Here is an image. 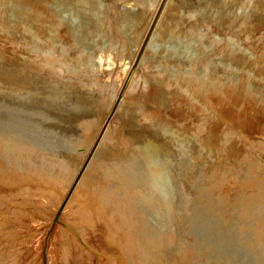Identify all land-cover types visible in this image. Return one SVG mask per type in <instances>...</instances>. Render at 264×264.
<instances>
[{"label": "rangeland", "instance_id": "rangeland-1", "mask_svg": "<svg viewBox=\"0 0 264 264\" xmlns=\"http://www.w3.org/2000/svg\"><path fill=\"white\" fill-rule=\"evenodd\" d=\"M42 1L43 0H40L41 3ZM247 1L248 3H246ZM30 2L31 0H0V50L2 51V52L0 51V53L2 54L4 50H7L4 51L3 54L5 55H3V57L0 55V131H2L1 133L2 134L4 133L11 137H17L16 134L19 130L21 129L24 131L26 130L28 134L27 138L33 145L40 147L41 148L40 150H42V152L49 153L57 158H60L64 162L65 166L61 171L62 176H60L59 178L61 180L60 182L62 183L68 180L70 175L73 173V170L76 167L77 161L79 159L76 172L74 173L72 179L73 182L71 185V189H73L83 169L87 168L88 161H90L89 159L91 158L92 153L94 152L97 144L99 143V140L102 137L103 132L106 130V127L109 125L110 121L120 120L116 113L120 105L124 103V102L121 103L122 98L124 96H127L131 99H134L135 97L142 95V100L144 101L143 104L148 108L149 111L151 112L157 111V115L159 116L158 119H164L170 117L171 123L169 122L167 123V125H165L163 123H158L155 121L151 123L153 127L150 124H142V123L139 124L136 115L138 116L140 113L137 110L135 111L134 108L129 107L128 110H126L127 113H124L125 114L124 122H126V124L123 122L124 124V126H122L123 128L120 127L122 131L124 129V131L130 133L132 132L134 134L133 137H136V139L133 138L135 139L134 140L135 142L133 141V145L136 143L138 146V147L136 146L138 148L137 150L135 148H133L134 149L133 150L131 148L132 146H129L130 149L133 151L131 152L130 149L127 148L129 152L127 151L126 156L122 155L124 159L128 158V160H124L125 165L127 164V166L128 165L131 166V170H129L130 173H128L129 175L127 176L125 175L124 177L122 174L120 175L116 174L113 170H111L113 164L110 165V163L112 162L110 159L106 158L107 160H109L108 162L107 160L102 161V159L97 158L94 162L96 164L94 170L91 171V174L92 172L94 174L93 175L94 179L93 178L92 179L95 180L98 178V180L102 182L103 188L104 186H106V188L109 187L108 189L104 188L105 190L103 189V191L106 190L109 191L111 188V192H113L114 191L112 190L114 189L113 187H116L115 188L116 194L115 191L114 194L117 197H120L122 193L125 194L126 190L130 188V186L133 188V192L137 191L138 194L137 198L134 200V202L129 203L128 205L132 210H134L136 213H138V215H140L144 220H146L151 226H153V228L157 232L160 231L159 234L163 236V238L161 235L159 236L161 237L162 240V242L160 243H162V246L164 245V250H163L164 252L162 251V255L164 253L163 257L166 258L167 256L168 260L164 259V261L165 260L166 262L169 261L168 262L169 264L171 263L170 261L171 256L173 257L174 255L175 256L173 259L174 262L177 264H186V263L208 264L210 261H214V257L216 261L210 262V264L211 263L218 264L221 256H222L221 259L226 258V260L223 259L222 261L220 259L219 264H222L223 262H224L223 264H227L228 262H229L228 264H232V263L233 264H264V252L259 245V240L257 239L258 233L257 235L256 233L254 234L255 231L253 229L255 227V224L257 225V223H259L256 222V220L258 221V217L252 218V220H254L253 223L251 220L252 226L246 224L247 227L246 228L244 226L245 225L244 222L246 221V219L243 216H240L242 211V208L240 207H242V201H243L240 199V198L243 199V195L241 194L243 193L242 190L246 191L247 194H250V192H258L264 189L260 187L261 185L263 186V184L258 185L257 177L252 176L253 174H251V171H249L251 170V168L257 167L261 169L260 166L264 167L262 165L264 164V146H261L262 143L264 142V64H263L264 37L263 39L261 38V36H263L264 33L263 32L264 22L261 21L264 20L261 19V17H263L261 15L263 14L257 11L258 9L262 10L263 8V13H264V1H260V0H230V1L228 0H209V1L208 0H91V5L93 6L95 4L92 7V9L96 8V10H92V12L89 13L83 12L78 7L67 5L65 10L61 11L63 13V18L70 20L71 23L73 24L84 25L86 26V28L89 26V24H91L88 23L87 21L88 19H91V17H97L98 15L100 16V14H103L104 16H107V18L108 17L111 18L108 20L107 18L104 17L107 23L103 19L102 21L100 20L97 21L96 19L93 20L94 23L91 24V28L88 27L89 29H91V31L89 32L92 35L90 36V34L89 35L85 34L84 37L88 36L89 39L88 38H85L86 40L79 39L81 45L79 46V49L83 50L82 44H85L87 42L89 44L86 52H83L85 50L82 51L83 54L86 53L89 56H93V53L96 52L95 56H97L101 52L105 53L106 50L109 51L108 47L112 45L114 41L117 40L118 42H122V44H119L116 41L114 42L115 44L112 45L115 48V50L116 48H119V50L117 49V52L121 50L119 52L120 55L118 53H114L112 54L111 57H105L101 62L103 66L102 69L103 71L99 72L98 76H100L99 78L100 79L102 78V80L104 81L103 83L104 87L103 84L99 82L101 83L99 87H101V89L103 90L97 87L99 83L96 84L97 86L94 85L96 87L90 86L89 83L90 81L89 80H88L89 82L87 81V78L89 77L88 74L86 76L85 75L83 76V78L85 79L83 78L80 79L81 77L80 78L76 77L78 72L81 71V69L86 66V64L81 60L85 54L79 56L80 53H76L78 55H75L76 56L75 60L70 62L73 53L71 50H69L68 53L62 55L63 49H61V47L63 45L61 44L59 48L56 49L57 51H55L56 55L57 54L58 55L56 58L55 57L53 58L55 59V61L51 63L52 66L50 64L49 66L50 69H48V67L46 69L41 66L39 67V63L37 62L35 63V61H33L34 65L33 62L31 63L32 64L31 67H27V69H20V66H22L28 60L26 59L27 53L33 55L35 52H37V51H32L29 48L25 49V47H29L31 43L26 33H23L25 32L24 28L27 27L28 25L33 27L34 26L39 27L42 21L41 19L42 17L40 15L41 8L31 9L33 11H31V15L28 16L27 13H25L26 11L28 12V10L30 12ZM169 2L171 5L169 4ZM31 3L35 5L39 3V0H34ZM207 4L213 6L212 7L209 6L208 8ZM148 6L150 7L148 8ZM205 7H207L208 9H204ZM156 8L157 9L160 8L159 10L161 11H163L164 9V12L162 14L163 16L161 17V21L162 22L163 20L169 21L172 23L173 27L171 26V30L166 32L165 34L156 33L154 39L150 43L151 40L150 37L153 35L154 27L151 29L149 28L148 31H147V27L150 21L153 19V12ZM210 8L212 9L211 12L214 13V15H212V13H209ZM165 12H167V14ZM184 12L185 14H182ZM227 12L229 15H231L232 12L233 16H227V17L225 16L226 17L225 19L224 15L225 13L226 15H228ZM256 12L258 15L260 13V15L254 16L257 15L254 14ZM211 15L212 17H210ZM119 16L120 18L125 17L126 25H128L127 22H129L131 19H134L133 17H136L135 20H131L133 21L132 29L131 28L128 29V32L124 31L125 34L124 33L122 34L123 31L120 32L122 28H120ZM129 16H131L132 18H130ZM206 16L208 18H206ZM163 17H165L166 19ZM178 17H180L179 19H181L180 22ZM195 17L197 20L195 19ZM213 17L215 20L211 19ZM215 17L218 19H216ZM234 17H236L235 18L236 20L233 19ZM200 18H202V20ZM219 18H223V19H220L219 21ZM241 19L243 21L244 20L247 21L244 22V24L246 23L247 26L244 27L242 23L243 21ZM252 19H255L257 22ZM260 19L261 21H259ZM203 20L206 21V23L207 22L215 23V21L217 20L220 24L218 26L217 21L213 25L212 23L206 24ZM221 20H226V22ZM176 21H178L179 24ZM229 21L233 23V25L231 23L228 24L227 22ZM248 21L250 22L252 21V22L250 23ZM174 22L177 24H175ZM221 22H224L222 23L223 25H221ZM96 23H97L96 26L98 27L95 26ZM100 23L102 24L103 28L101 27ZM193 23L194 25H192ZM235 23L237 26H239L242 23L240 26H243V28L235 26ZM208 24L209 25L211 24V26H209ZM224 24L225 27H223ZM230 25H232L233 27L231 26L230 28L229 27ZM19 26L24 28L20 29L21 27ZM117 26H119L118 28L120 29H118ZM174 26H176L175 29ZM196 26H198V28ZM203 26L205 28L208 27V29L207 28L205 29ZM248 26H253V28L252 27L250 28ZM261 26L263 27L261 28ZM95 27L96 29H94ZM186 27H188L189 30H187L188 28L186 29ZM210 27H212L213 30ZM235 27L239 28V29L236 28L237 30H239V31L236 30L237 33L235 32ZM246 27L249 29H247ZM140 28H142L141 33L139 31ZM191 28L193 29L192 33L190 30ZM196 28L197 31H194L196 30ZM229 28L231 29V31ZM245 28L249 34L247 32L245 33L246 31ZM18 29L20 31H17ZM97 29L100 30L97 31ZM111 29L113 30L111 31ZM250 29H252L251 31L254 34L251 33ZM255 29L258 31H255ZM102 30L103 32H101ZM114 30L116 32H114ZM129 30L132 31L129 32ZM198 30L199 31L201 30L202 32L201 31L199 32ZM206 30L207 33H205ZM214 30L215 32H213ZM242 31H244L245 34H243ZM188 32H190L191 34ZM238 32L239 33L241 32L243 34L242 36L244 35L246 36L242 38L241 34H239ZM106 33L107 35L104 36V34ZM121 34L124 38L120 37ZM139 34L140 36L138 39L137 36ZM112 35L113 37L111 39ZM115 35L118 38L119 37L120 38L118 39ZM251 35L252 36L256 35L257 37L256 36L252 37ZM19 36L23 38L21 39V37L19 38ZM208 36L212 38L209 39ZM213 36H217L219 38L221 43L224 46H226V47L223 46L222 49L226 48V50L225 49L222 50L220 47H217V43L215 41H217L218 39L213 38ZM248 36L250 37L246 40L247 42L245 41L246 43V49H245L243 39L245 37L247 38ZM24 37L26 40L24 39ZM238 38L239 39L242 38L240 39L241 42H239ZM100 39H102L101 40L102 43L105 42L106 43L103 46V48L99 49L98 46H96L97 48L95 49L94 46L98 44L97 42ZM226 39L227 40L229 39L230 41L229 40L227 41ZM17 40H19L20 43L24 46H21V44L19 45V41ZM107 40L110 41L109 42L110 44L107 42ZM225 41L226 43H223ZM23 42L26 44H24ZM231 42L234 45V47L233 45H231ZM174 43L176 45H174ZM236 43H238L239 46H241V44L242 46L243 45L244 46L238 48V45ZM120 45L122 49L120 48ZM2 46L4 50L1 49ZM247 46L250 49H248ZM9 47H11V49H9ZM21 47L24 48L22 49ZM232 47L233 48L236 47L235 49L238 53L241 52L240 48H242L241 49L242 52L238 55H233V57H231L228 54V52L234 50L231 49ZM145 48H147V51H145ZM14 50L16 51L14 52ZM20 50L22 51L26 50V53ZM27 50H29V52ZM18 51H20V53H18ZM138 53L140 55L137 57ZM144 54L147 55L145 56V59H143V62H145V64H143L141 60V57H143ZM7 55L10 57L12 56L13 58L12 57L9 58ZM15 57H17L16 58L17 60L15 59ZM59 57L61 59H59ZM258 61H260L261 63L260 62L258 63ZM246 62L248 64H245ZM250 62L253 63L250 64ZM63 63H65V65ZM63 65L66 66V68H63ZM15 67L17 70L13 69ZM34 67H36V69ZM51 67L53 68L51 69ZM69 67L70 70H68ZM157 67H159L163 71L159 75L160 78L158 80L157 79L154 80L151 77V74ZM206 68H208V70ZM37 69L41 71H38ZM66 69L68 70V74L66 72ZM47 70H50V72L53 71L54 74L52 73L53 74L52 75L50 73L51 75L49 76V72ZM181 71L183 73H186V77H181L182 74L180 75L179 73ZM205 71H207L208 73ZM170 73H173L175 74V76H177L176 80L177 82L180 83L179 84L180 90H178L177 87L176 89L174 87L167 89L168 96L164 97L160 93L161 92L160 82H162L163 79H166ZM7 78H11V79L15 78L24 81L25 83L23 88L13 90L10 89L9 87H4L2 85V80H5ZM77 78H79L82 81H80ZM84 82L89 84L88 85L86 84L87 85L86 86ZM150 82L155 85L156 88L155 90H148L145 88L146 86L144 87L145 84H149ZM201 82H208L207 89L201 90V86H200ZM235 83H237V85ZM88 86H90V88ZM241 86L247 88V93L243 92V90L239 92ZM227 89H230V91ZM218 90H219L218 93L220 95V98H222L221 102L214 101L212 100V98L208 97L210 93H213L214 91H218ZM227 94L229 96H226ZM243 95L245 96V98L243 97ZM233 96L235 100L232 101ZM241 97H243L242 100ZM106 100L110 101L109 106H107V103L109 101L107 102ZM225 100L227 101L226 102L227 105H225ZM239 101L242 102V104ZM136 103L137 102L134 101L132 105L138 107V104ZM129 104L130 103L127 102V105L125 106L127 107ZM233 105L235 107L233 108V112L235 111L238 112L239 110V112L241 113L242 111H244L243 113L238 114L239 115L238 118L236 117L237 122L239 121V118H241L240 116L247 115L244 116L245 118L247 117V120L246 119L243 120L244 118L242 116L243 119L241 118L242 120L238 122L244 125L243 128L237 127L233 123V121L229 118V116L226 114L227 112L224 107L227 106L229 108L226 107V109H232ZM244 106L245 109L247 108L251 112L248 111L247 109L245 110ZM30 108L32 109V111H30L31 110ZM251 114L253 118L255 117L256 114L257 116L259 114L258 117L257 116L255 117L256 120L253 119L255 122H253V120L250 119ZM102 115H104V118L101 120L98 128L94 133V129L96 128V123L98 122V120ZM126 115H128L127 116L128 118L126 117ZM35 116L37 120L34 119ZM138 117H140V115ZM259 118L260 120H262L261 121L262 123L258 122L260 121ZM86 119L91 120L92 123H90L89 126L85 125L84 126L85 128L81 127L82 121L84 122V120ZM232 119L235 118L233 117ZM92 120L95 121L93 122ZM185 120L190 121V125L188 127L181 124V122H184ZM260 123L261 125H259ZM249 124L252 127L248 126ZM154 125H155V129H150V128H154ZM130 126H132L131 127L132 131L129 128ZM218 130L227 133L228 136H231L232 134V138H229L228 140L232 142L236 151L240 152L239 156L241 157L242 155L246 156L245 152H249V154L253 156V159L254 157H256L257 160L255 159L254 160L255 163L258 161V163H256L257 165H255V163H253L254 160L250 158L249 159L253 161L251 162L248 161L249 160L248 158L244 160L242 159V161L240 159H238V161L237 159L235 161L234 159H231L232 156L229 146L220 147V140L217 132ZM172 134H174V136ZM91 136L93 138L91 139V141H89ZM21 138L25 139L26 137L21 136ZM146 142L151 143L155 148L153 147L151 148L147 146ZM146 148H148V150ZM141 149L143 150V152ZM138 150H140L139 151L140 154H138ZM131 153L134 155V157ZM20 159H21L20 157H17V160ZM98 161H101L102 163ZM236 161L238 164L236 163ZM240 161L242 164L240 163ZM141 162L144 164L142 165ZM233 162H235L237 165H235ZM248 163L253 164V167L251 164L249 165ZM23 164L27 166L28 162L24 161L22 165ZM230 164H232V166ZM246 164H247V168H246ZM136 166H138L137 167L138 169L140 168L141 169L137 171L135 169ZM248 166L250 169L248 168ZM22 167L24 166L17 167L18 173L26 170L25 168L22 169ZM96 168L97 170L99 168L100 170L99 172H101L100 174L99 172H96L97 171ZM149 168L151 172L148 171ZM101 170H103V172ZM261 170L263 171L264 168ZM133 171L134 172L137 171V172L134 173ZM208 171L210 172L208 173ZM214 171L216 172L214 173ZM226 172L234 173L236 178L239 179L238 183L233 188V190H235L234 192H237L239 190L238 193L241 196L238 193L232 192L234 193L233 196H236L237 198L234 197L235 200H233L234 198L232 199L233 200L232 202L234 201L235 202L232 203L231 205H233L234 207L236 205H240L238 206L240 209L237 206L236 207L238 209L236 207L234 208L235 211L232 206H230L231 211L229 209L226 211V208L222 206L223 204L220 202V200L217 202L218 200L217 198L219 197V190L220 192H222L223 188L225 189L227 185L224 184L225 186L219 185L217 187L213 185L214 186L213 187L210 184L213 179L220 177V175H222L221 177L223 178L224 176L226 177L227 175H229L228 173L226 175ZM106 173L108 175L110 173L111 174L108 176L106 175ZM213 173L215 174V176L213 175ZM218 173H220V175ZM31 175L32 172L30 173L28 171L19 173L21 180L26 182L30 181ZM103 175L105 177H103ZM209 175H212L214 178H211L212 176L209 177ZM136 177L138 178V180L136 179ZM113 178H115V180ZM106 180H108L109 182H111L112 180L111 183L115 181L114 182L115 184L114 185L111 184L110 187V183L109 182L107 183ZM94 183L97 184V181H95ZM206 184H208V187L206 186ZM116 185L120 186L119 189L117 188ZM125 185L128 187H126ZM2 186L5 187L4 183L0 182V193L2 195L5 194L8 197L5 200L4 197L0 196V210H2L4 216H8V217L7 220L5 219V223L3 222L0 224V261H1L0 264H66V261L63 259L65 254L64 245L66 244L67 241L70 240L71 236H69L70 238L67 237L68 235L64 237L65 234H63L62 228L67 226L65 219L63 217H62L63 219L60 217L61 212L58 214V216L53 217L54 215H52L50 217L51 214L50 212L52 207L49 202L50 200L52 201V198L50 197L49 193L46 191L47 189L40 188V190H35V188L32 185H22L17 188L16 187L14 188L9 187L6 189L4 188L3 190H5V192H3V190H1ZM91 188L89 189L87 187L86 189L87 191L91 190L88 192L86 191L87 194H89L90 192L93 193ZM121 191L124 192L120 193ZM237 194L238 196H240L239 197L240 200H238ZM251 199H252L251 202L252 206H250V208L252 207L251 208L252 211H255L257 209L256 207L258 202H255L253 198ZM213 201L216 203L214 204ZM236 202H238L239 204L237 203L236 205H234ZM63 203L61 204L60 208H62ZM39 205L42 208H39ZM23 206H27V209H25L26 207ZM219 206L220 209L218 212ZM54 209L52 210V212L54 211ZM73 210L76 211L74 212ZM71 211L73 212L72 214H77V213L79 214V210L76 206H73ZM216 211L219 213L218 215H220V217L222 216L221 218L217 216ZM228 211H230L231 213ZM227 213L230 214L228 215ZM225 215L228 217H225ZM74 218H76L73 220L75 221L74 224H76V226L77 225L85 226V223L82 218H79L78 216ZM10 219H12V221L15 223H11L12 221H10ZM93 222L94 224H97V220H93ZM167 223L168 224L171 223V224L168 225ZM241 223H243V225ZM238 224H240V226ZM11 225H13V227ZM165 225H168V227H170L169 230L170 229L172 230V231L170 230L171 232H169L171 233L170 235L173 234L172 237L174 236L173 238L171 237L172 239H169L166 236L168 231L166 232V229H164ZM76 226H75V231H76L75 234H77L79 238L81 235L82 238L80 239L81 240L83 239L84 241L89 243L95 250H97L98 255H94L87 250L85 251L83 243H81L83 240L80 241V239L77 236L75 249L71 251L72 259L74 257H78L77 254L80 253L82 255L84 253L87 260H84L83 264H118L115 261L114 262L110 261L111 259L109 258L111 257L110 255H108L110 254L109 247L104 242L99 232L93 231L94 234L92 235L93 232L92 233L86 232L85 230L86 226L84 228L77 226V228H79L78 230L80 232L82 231L80 233L79 231H77ZM248 226H250V228H248ZM239 227H242L241 231L244 230L245 228L246 229L244 230V232L243 231L241 232ZM247 229L249 230V232L251 231V235ZM164 237H166L167 240ZM168 239L171 241H168ZM173 241L174 243L176 242V244L178 245L176 244L173 245L172 244ZM170 242L173 246L176 245L177 247L174 248L172 245L170 246ZM180 243L182 248L181 246H179ZM194 243L196 245L198 244L197 246L198 247L200 246L202 250H200V247L198 248ZM192 244L193 246L195 245L194 248ZM203 245L206 246L208 250ZM207 245H209V247ZM178 246L181 249L180 251L181 256H179V254L178 255L175 254L176 252H178L177 250H180ZM203 247L205 248V251H203L204 249ZM190 249L191 250L197 249V250L195 252V250L190 251ZM183 250L186 252H183ZM210 250L211 252H208ZM206 251L208 253H206ZM191 252H193V256H192L193 258L190 257L192 255ZM203 252H205L204 255H202ZM168 254H171V256L170 255L168 256ZM183 254H187V255H183ZM211 255L213 256V258ZM185 256L187 257L185 258ZM202 256L204 259L207 260L205 262V260L203 259L205 263L204 262L201 263L203 261V260L201 261ZM180 257L181 258L184 257L183 259H181L184 261L178 260V262H182V263H178L177 260H175L176 258L179 259ZM185 259H188L191 262H188V260L185 261ZM196 259L200 261H197ZM209 259L210 261L208 262ZM226 261L227 263H225ZM69 264H76V263L69 262ZM172 264L174 263L172 262Z\"/></svg>", "mask_w": 264, "mask_h": 264}, {"label": "bare ground", "instance_id": "bare-ground-1", "mask_svg": "<svg viewBox=\"0 0 264 264\" xmlns=\"http://www.w3.org/2000/svg\"><path fill=\"white\" fill-rule=\"evenodd\" d=\"M32 1H34V0H31V2ZM209 1V0H208ZM228 1H230V0H228ZM260 1H264V0H260ZM30 2V12H29V10H28V12L26 11L25 13H27V16L28 15H31V11H33V10H31V9H34V8H41V19H42V21H41V25H39V27H37V26H30V25H28L27 27H23L24 28V30H25V32H23V33H26V35H27V37H29V40H30V43H31V45L29 46V47H25V49L26 48H29V49H31L32 51H37V52H35L33 55H31V54H29V53H27V58L26 59H28L22 66H20V69H27V67H31L32 66V62L33 61H35V63L37 62V63H39V67L41 66V67H44L45 69L48 67V69H50V64L52 63V62H54L55 61V59H53L54 57L56 58L57 57V55H56V53H55V51H57L56 49L57 48H59V46H60V44L61 45H63L62 47H61V49H63L62 50V55L63 54H66V53H68V51L69 50H71L72 51V53H73V55L71 56V61L70 62H72V61H74L75 60V55H78V54H76V53H80L79 54V56L80 55H84L83 57H82V61L86 64V66L84 67V68H82L81 69V71H79L78 72V74H77V76L76 77H81L80 79H82L83 78V76L85 75H87L88 74V78H87V81L90 83V86L91 87H93L94 85H96V84H98L99 82H101L102 84L104 83V81L102 80V78L100 79L99 77L100 76H98V73L99 72H101V71H103L102 69H103V66H102V60L105 58V57H111L112 56V54H114V53H118L119 54V52L121 51H118L117 52V49L119 50V48H116V50H115V48L112 46L113 44H115L114 42H116V41H114L113 42V44L112 45H110L109 47H108V49H109V51L108 50H106L105 51V53H99L97 56H95L96 55V52L95 53H93V56H89V55H87L86 53H84L83 54V52H86V50H87V47H88V42L87 43H85V44H82L83 46H82V48H83V50H85V51H83L82 49H79V46H81L80 45V40L82 39H85V38H88L89 39V37L87 36V35H89L90 34V32L89 31H91V29H89V28H91V24H93L94 22H93V20H100V21H102V19L104 20V21H106L105 20V18H107V16H104L103 14H100V16L98 15L97 17H91V19H88L87 21H88V23H91V24H89V28L87 27L86 28V26H84V25H81V24H73V23H71V21L70 20H68V19H65V18H63V13L61 12V11H63V10H65V8L67 7V5H71V6H74V7H78V8H80L83 12H86V13H89V12H92V10H96V8H93L92 9V7L95 5H91V0H43L42 1V3L40 2V0H39V3H41V4H39V3H37V4H32ZM251 2V1H250ZM253 2V1H252ZM34 3V2H33ZM94 3V2H93ZM172 3V2H171ZM205 3V2H204ZM246 3H248V1L246 2ZM149 4V3H148ZM169 4H170V2H169ZM208 4H209V2H208ZM207 4V5H208ZM256 4V3H255ZM131 5H133V4H131ZM135 5V4H134ZM137 5V4H136ZM151 5V4H150ZM168 5V4H167ZM171 5V4H170ZM178 5H180V4H178ZM205 5V4H204ZM212 5V4H211ZM213 5H214V3H213ZM212 5V6H213ZM60 6H61V8H60ZM176 6V5H175ZM209 6L210 5H208V8H209ZM212 6H210V7H212ZM236 6V5H235ZM257 6V5H256ZM98 7V6H97ZM150 6H148V8H149ZM169 7V6H168ZM238 7V6H237ZM165 8H166V6H165ZM170 8H171V6H170ZM207 7H205L204 9H208ZM260 8H261V6H260ZM90 9H91V11H90ZM160 9V8H159ZM159 9H155L154 10V12H153V19L150 21V23H149V25H148V27H147V31H148V29L150 28H153L154 27V32H153V35L150 37L151 38V40H150V43H151V41L154 39V36L156 35V33L157 34H162V33H166V32H168V31H170L171 30V26H172V23L171 22H169V21H164L163 20V22L161 21V17L163 16L162 14H163V12H164V9H163V11H161V10H159ZM146 10V9H145ZM144 10V11H145ZM169 10V9H168ZM168 10H167V12H168ZM211 8H210V12L209 13H212L211 12ZM255 10H256V8H255ZM166 11V10H165ZM170 11V10H169ZM181 11V10H180ZM188 11V10H187ZM193 11V10H192ZM258 12H260V13H262L263 15H261V16H263V17H261V19L262 20H264V13H263V8H262V10H260V9H258L257 10ZM162 12V13H161ZM167 12H165L166 14H167ZM203 12V11H202ZM205 12V11H204ZM234 12V11H233ZM145 13V12H144ZM197 13V12H196ZM237 13V12H236ZM235 13V14H236ZM260 13H259V15H260ZM180 14V13H179ZM182 14H185V12L184 13H182ZM191 14V13H190ZM195 14V13H194ZM223 14V13H222ZM227 14H228V12H227ZM238 14V13H237ZM254 14H257V12L256 13H254ZM131 15V14H130ZM189 15V14H188ZM187 15V16H188ZM201 15V14H200ZM209 15V14H208ZM212 15H214V13H212ZM212 15L210 16V17H212ZM258 14L257 15H254V16H259ZM133 16V15H132ZM182 16V15H181ZM196 16H197V14H196ZM227 17V16H233V14H232V12H231V15H226V13H225V15H224V17ZM234 16H236V15H234ZM105 17V18H104ZM130 18H132L131 16H129ZM199 17H202V16H199ZM198 17V18H199ZM220 17H222V16H220ZM223 17V18H224ZM226 17H225V19H226ZM119 18H120V16H119ZM118 18V19H119ZM134 19H131V20H135V18L136 17H133ZM163 18H165V17H163ZM180 17H178V19H179ZM206 18H208L207 16H206ZM216 18V17H215ZM223 18H219V21H220V19H223ZM229 18V17H228ZM236 17H234L233 19H235ZM237 18H239V17H237ZM247 18V17H246ZM21 19V18H20ZM108 20L109 19H111L110 17H108L107 18ZM166 19V18H165ZM177 19V18H176ZM177 19V20H178ZM183 19V18H182ZM188 19V18H187ZM194 19V18H193ZM195 19H196V17H195ZM201 20H202V18H200ZM212 20H215L214 19V17L213 18H211ZM216 19H218V18H216ZM230 19H232V18H230ZM229 19V20H230ZM242 19H244V18H242ZM241 19V20H242ZM250 19V18H249ZM255 19H257V18H255ZM255 19H252V20H255ZM259 19V18H258ZM261 19L259 20V21H261ZM129 21V22H127L128 23V25H126V20H125V17H122V18H120V21H119V24H120V28H122L121 29V31L120 32H122V34L124 33V31H127L128 32V29H132V22L133 21ZM141 20V19H140ZM170 20V19H169ZM180 20L181 19H179V22H180ZM197 20V19H196ZM200 20V21H201ZM236 20V19H235ZM238 20V19H237ZM172 21H173V19H172ZM199 21V20H198ZM197 21V22H198ZM204 21V20H203ZM217 21V20H216ZM216 21H215V23H216ZM221 21H225L226 22V20H221ZM234 21V20H233ZM232 21V22H233ZM243 21V20H242ZM256 21V20H255ZM254 21V22H255ZM258 21V22H259ZM117 22V21H116ZM162 22V23H161ZM178 24H179V22L178 21H176ZM185 22V21H184ZM192 22V21H191ZM205 23H206V21H204ZM203 22V23H204ZM218 22V21H217ZM241 22V21H240ZM244 22H247V21H243L242 23H243V25H244V27L245 26H247V24L245 23L244 24ZM248 22H250V21H248ZM252 22V21H251ZM250 22V23H251ZM257 22V21H256ZM255 22V23H256ZM261 22H264V21H261ZM102 23V22H101ZM100 23V25H101V27H102V24ZM106 23H107V21H106ZM105 23V24H106ZM109 23V22H108ZM111 23V22H110ZM113 23V22H112ZM175 23V22H174ZM177 23H175V24H177ZM202 23V24H203ZM207 23H212V22H207ZM206 23V24H207ZM214 22L212 23V25L213 24H215ZM222 23H224V22H221V25H223ZM228 24H230L231 22L229 21V22H227ZM239 23V22H238ZM241 23V24H242ZM21 24H24V23H21ZM218 24V26H219V22L217 23ZM226 24V23H225ZM225 24H224V26L223 27H225ZM232 25H233V23H231ZM240 24V25H241ZM264 24V23H263ZM97 25V23L95 24V26ZM112 25V24H111ZM114 25V24H113ZM182 25V24H181ZM192 25H194V23L192 24ZM195 25H197V24H195ZM209 25V24H208ZM207 25V26H208ZM232 25H230L229 27L231 28V26ZM239 25V24H238ZM237 26L236 25V23H235V26H237V27H242L243 28V26ZM252 25V24H251ZM93 26V25H92ZM135 26V25H134ZM138 26V25H137ZM142 26V25H141ZM209 26H211V24L209 25ZM258 26V25H257ZM19 27H21V26H19ZM94 27V26H93ZM93 27H92V29H93ZM96 27H98V26H96ZM96 27L94 28V29H96ZM119 26H117V28H118ZM136 27V26H135ZM173 27V26H172ZM175 27L176 26H174V29H175ZM190 27H193V26H190ZM197 28H198V26H196ZM204 27V26H203ZM227 27V26H226ZM233 27V26H232ZM237 27H235V32L237 33V31H239V30H237V29H239V28H237ZM248 27H252L253 28V26H248ZM254 27H255V24H254ZM263 26H261V28H262ZM22 27L20 28V29H23ZM99 28H100V26H99ZM103 28V27H102ZM120 28H118V29H120ZM134 28V27H133ZM144 28V27H143ZM188 27H186V29H187ZM197 28H196V30H194V31H197ZM201 28V27H200ZM199 28V29H200ZM205 28V27H204ZM207 29H208V27H206ZM205 28V29H206ZM211 29H212V27H210ZM229 28V29H230ZM237 28V29H236ZM247 28V27H246ZM246 28H245V30H246ZM141 29L142 28H140V33L142 32L141 31ZM146 29V28H145ZM173 29V28H172ZM173 29V30H174ZM179 29V28H178ZM195 29V28H194ZM247 29H249V28H247ZM98 30H100V29H97V31ZM113 29H111V31H112ZM133 30H135V29H133ZM187 30H189V28L187 29ZM191 30V33H192V31H193V29L191 28L190 29ZM213 30V29H212ZM233 30H234V28H233ZM237 30V31H236ZM241 30V29H240ZM242 30H244V29H242ZM252 29H250V31H251ZM262 30V29H261ZM263 30H264V27H263ZM262 30V31H263ZM17 31H20L19 29L17 30ZM21 31H23V30H21ZM96 31V30H95ZM95 31H92V32H95ZM96 31V32H97ZM132 31V30H131ZM130 30H129V32H131ZM176 31V30H175ZM199 31V30H198ZM201 31V30H200ZM199 31V32H200ZM209 31H211V30H209ZM222 31H223V29H222ZM225 31V30H224ZM228 31V30H227ZM230 31H231V29H230ZM249 31V30H248ZM255 31H258V30H256L255 29ZM100 32V31H99ZM101 32H103V30L101 31ZM114 32H116L115 30H114ZM118 32H119V30H118ZM126 32V33H127ZM202 32V31H201ZM205 32V31H204ZM213 32H215V30L213 31ZM226 32V31H225ZM233 32V31H232ZM243 32V34H245L246 32H247V30L245 31V33H244V31H242ZM264 32V31H263ZM17 33V32H16ZM105 33V32H104ZM110 33V32H109ZM108 33V34H109ZM175 33V32H174ZM179 33V32H178ZM188 33H190V32H188ZM190 33V34H191ZM205 33H207V30H206V32ZM208 33H210V32H208ZM235 33V34H236ZM239 33V32H238ZM248 33V32H247ZM251 33H252V31H251ZM250 33V34H251ZM85 34H87L86 36L87 37H84V35ZM122 34H121V36L120 37H123L122 36ZM125 34V33H124ZM134 34H135V32H134ZM133 34V35H134ZM176 34V33H175ZM210 34H212V33H210ZM215 34V33H214ZM234 34V35H235ZM239 34H241V37L243 38L244 36H246V35H244V36H242L243 34L240 32ZM249 34V33H248ZM252 34H254V33H252ZM92 34H90V36H91ZM96 35H97V33H96ZM105 35H107V33L106 34H104V36ZM111 35V34H110ZM168 35V34H167ZM185 35V34H184ZM206 35V34H205ZM209 35V34H208ZM216 35V34H215ZM17 36V35H16ZM100 36V35H99ZM101 36H102V34H101ZM116 36V35H115ZM135 36V35H134ZM139 36H140V34L137 36V38L139 39ZM166 36V35H165ZM179 36V35H178ZM207 36V35H206ZM252 36V35H251ZM254 36V35H253ZM252 36V37H253ZM256 36V35H255ZM254 36V37H255ZM21 36H19V38H20ZM84 37V38H83ZM98 37V36H97ZM112 37H113V35L111 36V39H112ZM117 37V36H116ZM119 37V38H120ZM209 37V36H208ZM222 37V36H221ZM220 37V38H221ZM226 37V36H225ZM240 37V36H239ZM250 36H248L246 39L244 38L242 41L244 42V45H245V49H246V43H245V41L249 38ZM251 37V38H252ZM257 37V36H256ZM263 37H264V33H263V36H261V38L263 39ZM19 38H17V39H19ZM23 37H21V39H22ZM115 38V37H114ZM118 38V37H117ZM118 38V39H119ZM124 38V37H123ZM133 38V37H132ZM181 38H183V37H181ZM212 38V37H211ZM210 37H209V39H211ZM213 38H217L218 40L217 41H215V39H214V41L217 43V47H220L221 49L223 48V44L221 43V41L219 40V38L217 37V36H213ZM230 38V37H229ZM231 38H232V36H231ZM234 38V37H233ZM242 38H240V39H242ZM24 39H25V37H24ZM80 39V40H79ZM96 39V38H95ZM108 39V38H107ZM222 39V38H221ZM239 39V38H238ZM240 39H239V42H241L240 41ZM253 39V38H252ZM256 39V38H255ZM258 39V38H257ZM26 40V39H25ZM24 40V41H25ZM28 40V41H29ZM86 40V39H85ZM91 40V39H90ZM93 40H94V38H93ZM98 40V39H97ZM101 40L102 39H100L97 43L98 44H96L94 47H95V49L97 48L96 46H98V48L100 49V48H103V46L105 45V43H102L101 42ZM110 40V39H109ZM109 40H107V42L109 43L110 41ZM223 40H225V39H223ZM227 40V39H226ZM229 40V39H228ZM227 40V41H228ZM254 40V39H253ZM17 41H19V40H17ZM92 41V40H91ZM112 41V40H111ZM124 41V40H123ZM126 41V40H125ZM165 41V40H164ZM230 41V40H229ZM232 41V40H231ZM2 42V41H1ZM220 42V43H219ZM238 42V43H239ZM247 42V41H246ZM249 42V41H248ZM251 42V41H250ZM264 42V41H263ZM7 43V42H6ZM24 43V42H23ZM83 43V42H82ZM112 43V42H111ZM117 43H119V44H122V42H118L117 41ZM116 43V44H117ZM223 43H226V41L225 42H223ZM228 43V42H227ZM230 43V42H229ZM238 43H236L237 45H238V48L239 47H241L242 46V44H241V46H239V44ZM15 44H16V42H15ZM18 44V43H17ZM21 43H20V41H19V45H20ZM24 44H26V43H24ZM110 44V43H109ZM118 44V45H119ZM252 44H253V42H252ZM257 44H258V42H257ZM2 45V44H1ZM174 45H176L175 43H174ZM231 45H233L232 44V42H231ZM243 45V46H244ZM264 45V44H263ZM5 46V45H4ZM21 46H24V45H22L21 44ZM91 46V45H90ZM89 46V47H90ZM116 46V45H115ZM167 46V45H166ZM173 46V45H172ZM242 46V47H243ZM262 46V45H261ZM260 46V47H261ZM6 47V46H5ZM14 47V46H13ZM20 47V46H19ZM175 47V46H174ZM224 47H226V46H224ZM233 47H234V45H233ZM231 48V49H234V50H231L230 52H228V54L231 56V57H233V55H238V54H240L241 52H242V48H240V53H238L237 51H236V47L235 48ZM258 47V46H257ZM256 47V48H257ZM264 47V46H263ZM7 48H8V46H7ZM6 48V49H7ZM22 48V47H21ZM24 48V47H23ZM22 48V49H23ZM81 48V47H80ZM120 48H121V45H120ZM167 48V47H166ZM247 48L248 49H250L248 46H247ZM1 49H3V46H2V48ZM9 49H11V47H9ZM16 49V48H15ZM20 49V48H19ZM94 49V50H95ZM122 49V48H121ZM225 50H226V48H224ZM224 49H222V50H224ZM244 49V50H245ZM247 49V50H248ZM252 49H254V48H252ZM251 49V50H252ZM259 49V48H258ZM263 49V48H262ZM4 50V49H3ZM124 50V49H123ZM238 50V49H237ZM257 50V49H256ZM1 51V50H0ZM4 51H7V50H4ZM4 51H3V53H4ZM9 51V50H8ZM16 50H14V52H15ZM20 51H22V50H20ZM20 51H18V53H20ZM28 52H29V50H27ZM83 51V52H82ZM145 51H147V48H145ZM263 51H264V49H263ZM2 52V51H1ZM10 52V51H9ZM12 52V51H11ZM22 52H25L26 53V50L25 51H22ZM59 52V51H58ZM57 52V53H58ZM252 52H254V51H252ZM1 54L0 53V55L3 57V55H5V54ZM6 53V52H5ZM71 53V54H72ZM140 53V52H139ZM137 54V57L140 55V54ZM225 53H227V52H225ZM250 53V52H249ZM8 54V53H7ZM29 54V55H28ZM39 54V55H38ZM145 54H146V52H145ZM144 54V56L143 57H141V60H142V63L143 64H145V62H143V59H145V56H147V55H145ZM258 54V53H257ZM11 55V54H10ZM13 55H14V53H13ZM117 55V54H116ZM120 55V54H119ZM241 55H243V54H241ZM251 55V54H250ZM254 55V54H253ZM8 56V55H7ZM25 56V55H24ZM60 56V55H59ZM4 57H6V56H4ZM9 58H11L10 56H8ZM23 57V56H22ZM21 57V58H22ZM52 57V58H51ZM61 57V56H60ZM59 57V59H61ZM242 57V56H241ZM247 57V56H246ZM251 57V56H250ZM9 58H8V60H9ZM13 58V57H12ZM17 57H15V59H16ZM24 58V57H23ZM66 58V57H65ZM70 58V57H69ZM81 58V57H80ZM252 58V57H251ZM3 59V58H2ZM1 59V60H2ZM14 59V60H15ZM77 59H78V56H77ZM6 60H7V58H6ZM17 60V59H16ZM263 60V59H262ZM24 61H25V59H24ZM67 61V60H66ZM248 61V60H247ZM255 61V60H254ZM20 62H21V60H20ZM62 62H64V61H62ZM62 62H60V63H62ZM257 62V61H256ZM260 61H258V63H259ZM97 63H98V65H97ZM100 63V64H99ZM253 63V62H252ZM251 62H250V64H252ZM255 63V62H254ZM261 63V62H260ZM3 64V63H2ZM64 65H65V63H63ZM245 64H248L247 62L245 63ZM257 64V63H256ZM263 64H264V61H263ZM33 65H34V62H33ZM63 65V68H66V66H64ZM70 65V64H69ZM68 65V66H69ZM180 65V64H179ZM260 65V64H259ZM37 66V65H36ZM51 66H52V64H51ZM249 66H251V65H249ZM263 66V65H262ZM25 67V68H24ZM167 67V66H166ZM257 67H258V65H257ZM261 67V66H260ZM33 68V67H32ZM35 69H36V67H34ZM53 67H51V69H52ZM68 68V67H67ZM13 69H16V67L15 68H13ZM40 69V68H39ZM107 69H108V67H107ZM207 70H208V68H206ZM17 70V69H16ZM38 70V69H37ZM62 70H65V69H62ZM68 70H70V67H69V69ZM68 70L66 69V72H67V74H68ZM161 70V71H160ZM38 71H41V70H38ZM48 72H49V76L53 73V71L52 72H50V70H47ZM162 69H160L159 67H157V68H155V70L153 71V73L151 74V77L155 80V79H159L160 78V73H162ZM65 72V73H66ZM205 72H207V71H205ZM51 73V74H50ZM62 73H63V71H62ZM65 73H64V75H65ZM180 73V75H181V77H186V73H183L182 71L181 72H179ZM208 73V72H207ZM206 73V74H207ZM54 74V73H53ZM52 74V75H53ZM66 74V75H67ZM176 77L177 76H175V74H173V73H170L168 76H167V78L166 79H163L162 80V82H160L161 83V95H163L164 97H166V96H168V94H167V89H170V88H172V87H174L175 89H176V87L178 88V90H180V88H179V82H177V80H176ZM79 78H77V79H79ZM79 79V80H80ZM83 79H85V78H83ZM100 79V80H99ZM245 79V78H244ZM247 79V78H246ZM79 80H78V82H79ZM241 80V79H240ZM19 81H21V80H18V79H11V78H7V79H5V80H2V85L4 86V87H9L10 89H13V90H17V89H19V88H23V86H24V81H21V82H19ZM80 81H82V80H80ZM84 81V80H83ZM86 81V80H85ZM86 81V82H87ZM233 82V81H232ZM248 82V81H247ZM85 83V82H84ZM88 83V84H89ZM101 83H99V85L97 86V87H99L100 86V84ZM234 83V82H233ZM244 83V82H243ZM87 83H85V85H86ZM87 84V85H88ZM208 84V82H201V90H205V89H207V85ZM231 84V83H230ZM236 85H237V83H235ZM242 84V83H241ZM246 84V83H245ZM244 84V85H245ZM84 85V84H83ZM86 85V86H87ZM240 85V84H239ZM85 86V87H86ZM90 86H88L89 88H90ZM96 86H94V87H96ZM102 86V85H101ZM146 86V87H145ZM235 86V85H234ZM248 86V85H247ZM87 87V88H88ZM103 87H104V84H103ZM144 87L146 88V89H148V90H155L156 88H155V85L153 84V83H149V84H145L144 85ZM232 87V86H231ZM234 88V87H233ZM232 88V89H233ZM236 88V87H235ZM238 88V87H237ZM240 88V87H239ZM99 89H101V87H99ZM105 89H107V88H105ZM101 90H103V89H101ZM227 90H229L230 91V89H227ZM226 90V91H227ZM243 90V92H246L247 93V88L246 87H244V86H241V88H240V90H239V92L240 91H242ZM20 91V90H19ZM105 91V90H104ZM235 91H236V89H235ZM106 92H107V90H106ZM106 92H105V94H106ZM109 92V91H108ZM219 90L218 91H214L213 93H210L209 94V98H212V100H214V101H217V102H221V99L222 98H220V95H219ZM242 92V93H243ZM254 92V91H253ZM19 93V92H18ZM110 93V92H109ZM228 93V92H227ZM231 93V92H230ZM229 93V94H230ZM238 93V92H237ZM232 94H234V93H232ZM231 94V95H232ZM257 94V93H256ZM242 95V94H241ZM240 95V96H241ZM226 96H229L228 94L226 95ZM243 97L245 98V96L243 95ZM243 97H241V100L243 99ZM103 98V97H102ZM108 98H109V95H108ZM107 98V99H108ZM233 98H234V96H233ZM232 98V101L233 100H235V98L233 99ZM231 99V98H230ZM131 100V101H130ZM240 100V101H241ZM107 102L109 101V100H106ZM137 102L136 104H138V107H135L134 105H132L133 104V102ZM231 101V100H230ZM239 101V102H240ZM122 102H124V103H122ZM127 102H129L130 104L126 107L125 105H127ZM143 100H142V95H139V96H137V97H135L134 99H131V98H129V97H127V96H124L123 98H122V100H121V105H120V107H119V109L117 110V116L119 117V121H114V120H111L110 121V123H109V125L106 127V130L103 132V134H102V137H101V139L99 140V143L97 144V146H96V148H95V150H94V152L92 153V155H91V158L89 159L90 161H88V165H87V168H84L83 169V171H82V173H81V175H80V177H79V179L77 180V182L75 183V185H74V187H73V189H71V185H72V182H73V176H74V173L76 172V169H77V166H78V162H79V159H78V161H77V165H76V167L74 168V170H73V173L70 175V177L68 178V180H66L64 183H62V182H60L61 180L59 179L60 178V176H62L61 175V171L63 170V168H64V166H65V164H64V162L60 159V158H57V157H55V156H53V155H51V154H49V153H45V152H42V150H40L41 148L40 147H37V146H35V145H33L30 141H29V139L27 138V131L25 130H19L18 132H17V134H16V136L17 137H11V136H8V135H6V134H2L1 132L2 131H0V182L1 183H4V186L5 187H3L2 186V189L1 190H3L4 188L6 189V188H9V187H11V188H14V187H19V186H22V185H32L34 188H35V190H40V188H46L47 190V192L49 193V195H50V197L52 198V201L50 200V204H51V207H52V209H51V214H50V217L52 216V215H54L53 217H55V216H58V214L61 212V218L63 217L64 219H65V222H66V226L67 227H63L62 228V231H63V234H65V236L64 237H66V235H68L67 237H69V236H71V238H70V240L69 241H67L66 242V244L64 245V249H65V254H64V260L66 261V264L68 263L69 264V262H73V263H76V264H83V261L84 260H87L86 259V256H85V254L83 253L82 255L80 254H77L78 255V257H74L73 259H72V256H71V251L73 250V249H75V246H76V239H77V234H75L76 233V231H75V226H76V224H74L75 223V221H73L74 219H76V218H74V217H76V216H78L79 218H82L83 219V221H84V223H85V226L83 225V223H82V225L83 226H78V227H85V230H86V232H88V233H92L93 231H97V232H99L100 234H101V236H102V238H103V240H104V242L107 244V246L109 247V253L110 254H108V255H110V257L111 258H109V259H111L110 261H115L116 263H118V264H169L168 262L169 261H167L166 262V260H168L167 259V256H166V258L165 257H163V255H164V253H163V255H162V251L164 250V245L162 246V243H160V242H162V240H161V237H159L161 234H159V232L160 231H156L154 228H153V226H151L146 220H144L140 215H138V213H136L134 210H132L131 208H130V206L128 205L129 203H132V202H134V200L137 198V191L136 192H133V188L130 186V188H128L127 190H126V192H125V194L124 193H122V192H124V191H121L120 193H122V197L120 196V197H117L115 194H116V191H115V188L116 187H113L114 189H112V190H114L115 191V194H114V191L113 192H111V188H110V192L108 191V190H106V191H103V189L104 188H106V186H104V188H103V185H102V182H100V180H98V178L97 179H95V180H93L94 178H93V172H92V174H91V171H93L94 170V167H95V160L98 158V159H102V161L103 160H107L106 158H108V159H110L111 161V163H110V165H112V169L111 170H113L116 174H118V175H120V174H122L124 177H125V175L127 176V175H129L128 173H130L129 172V170H131V166H127V164L125 165V161L124 160H128V158L127 159H124L123 158V156L122 155H125L126 156V153H127V148H129L130 149V147L129 146H132L131 148L133 149V148H135L136 150L138 149L137 147V144L135 145H133V141L136 139V137H133L134 136V134L131 132H126V131H124V129H123V131H122V129L120 128V127H122V126H124V124H123V122L125 121V114L124 113H127L126 112V110H128V108L130 107V108H134V110L136 111H138L140 114V117H138L137 115H136V118H138V121H139V124H150L151 125V123L152 122H158V123H163V124H165V125H167V123H171V119H170V117H168V118H164V119H158V115H157V111H155V112H151V111H149L148 110V108L143 104ZM226 100H225V105H227L226 104ZM244 102V101H243ZM103 103H104V101H103ZM109 103H110V101L107 103V106H109ZM146 103V102H145ZM241 104H242V102H240ZM246 103V102H245ZM249 103V102H248ZM106 104V103H105ZM235 104V103H234ZM237 104H239V103H237ZM224 105V106H225ZM232 105V104H231ZM230 105V106H231ZM236 105V104H235ZM248 105V104H247ZM229 106V105H228ZM19 107V106H18ZM227 107V106H226ZM226 107H224L225 108V110H226V114L229 116V118L233 121V123L237 126V127H240V128H243V124L242 123H238V122H240V120H242L243 118V120H247V117L245 118L244 116H247V115H242L243 116V118H242V116H240L241 118H239V121L237 122V118L239 117V110H238V112L237 111H235V112H233V108H235L234 107V105H233V107H232V109H226ZM247 107V106H246ZM103 108V107H102ZM227 108H229V107H227ZM231 108V107H230ZM24 109V108H23ZM31 109V108H30ZM104 109V108H103ZM244 109H245V106H244ZM247 109V108H246ZM245 109V110H246ZM248 111H250L249 109H247ZM28 111H29V109H28ZM30 111H32V109L30 110ZM106 111V110H105ZM12 112V111H11ZM244 111H242L241 113H243ZM247 112V111H246ZM251 112V111H250ZM137 113V112H136ZM240 113V114H241ZM261 113V112H260ZM99 114V113H98ZM104 114H105V112H104ZM245 114V113H244ZM36 115V114H35ZM249 115V114H248ZM128 115H126V117H127ZM251 116V118L250 119H255V117L257 116V114L255 115V117L253 118L252 117V114L250 115ZM258 116H259V114H258ZM257 116V117H258ZM28 117V116H27ZM234 117L235 119H232V118ZM237 117V118H236ZM249 117V116H248ZM94 118V117H93ZM98 118V117H97ZM97 118H96V121H97ZM104 118V115H102L101 117H100V119L98 120V122L96 123V128L94 129V133H95V131H96V129L98 128V126H99V124H100V122H101V120ZM128 118V117H127ZM140 118V119H139ZM34 119H36V116L34 117ZM95 119V118H94ZM118 119V118H117ZM249 119V118H248ZM263 119V118H262ZM37 120V119H36ZM235 120H236V122H235ZM256 120V119H255ZM259 120H260V118H259ZM93 122L95 121V120H92ZM127 121V120H126ZM249 121V120H248ZM247 121V122H248ZM262 120H260V121H258V122H261ZM81 122V121H80ZM242 122V121H241ZM253 122H255L254 120H253ZM257 122V121H256ZM90 123H92L91 122V120H89V119H86V120H84V122L82 121V123H81V127H84L85 125H90ZM125 124H126V122H124ZM135 123V122H134ZM243 123H244V121H243ZM262 123V122H261ZM261 123L259 124V125H261ZM157 124V123H156ZM162 124V125H163ZM181 124H183V125H185L186 127H188L189 125H190V121H187V120H185L184 122H181ZM247 124V123H246ZM245 124V125H246ZM256 124V123H255ZM258 124V123H257ZM79 125H80V123H79ZM95 125V124H94ZM129 125V124H128ZM164 125V126H165ZM253 125V124H252ZM152 126V125H151ZM160 126V125H159ZM248 126H251L250 124L248 125ZM256 126V125H255ZM263 126V125H262ZM261 126V127H262ZM131 127L132 126H130L129 128H130V130H131ZM153 127V126H152ZM246 127V126H245ZM244 127V128H245ZM252 127V126H251ZM254 127V126H253ZM258 127V126H257ZM256 127V128H257ZM260 127V128H261ZM22 128V127H21ZM85 128V127H84ZM123 128V127H122ZM128 128V129H129ZM250 128V127H249ZM24 129H26V128H24ZM121 129V130H120ZM150 129H155V125H154V128H150ZM164 129V128H163ZM252 129H254V128H252ZM148 130V129H147ZM122 131V132H121ZM132 131V130H131ZM141 131H143V130H141ZM161 131V130H160ZM218 132V136H219V140H220V147H224V146H229V148H230V150H231V159H234V161L237 159V161H238V159H240L241 161H242V159L244 160V159H246V158H250V159H253V156L252 155H250L249 154V152H245L246 153V156H243L242 155V157L241 156H239V154H240V152H237L236 151V149H235V147H234V145L232 144V142H230V140H228L229 138H232V134H231V136H228V134L227 133H224V132H222L221 130H218L217 131ZM137 134V133H136ZM173 136H174V134H172ZM172 135H171V137H172ZM230 135V134H229ZM21 136H24V137H26L25 139H22L21 138ZM93 136V135H92ZM91 136V138H90V140L89 141H91V139L93 138ZM137 136V135H136ZM142 136V135H141ZM235 137V136H234ZM234 137H233V139H234ZM133 138H135V139H133ZM141 138V137H140ZM143 138H144V136H143ZM171 139V138H170ZM137 141V140H136ZM144 141V140H143ZM135 142V141H134ZM264 143V142H263ZM262 143V145L261 146H264V144ZM146 144H147V146H149V147H153V145L151 144V143H149V142H146ZM137 146V147H136ZM141 147V146H140ZM139 147V148H140ZM153 148H155V147H153ZM147 150H148V148H146ZM134 150V149H133ZM133 150H131L130 149V151L132 152ZM142 150V149H141ZM140 150H138V154H140V152H139ZM129 152V151H128ZM142 152H143V150H142ZM134 153V152H133ZM129 154V153H128ZM132 154V153H131ZM135 154V153H134ZM104 155V156H103ZM106 155V156H105ZM130 155V154H129ZM133 155V154H132ZM137 155V154H136ZM144 155V154H143ZM249 155V156H248ZM139 156V155H138ZM17 157H20L21 159L20 160H17ZM133 157H134V155H133ZM143 157V156H142ZM130 158V157H129ZM139 158H141V157H139ZM150 158V157H149ZM134 159H136V158H134ZM143 159V158H142ZM230 159V160H231ZM248 160V161H253L254 159L255 160H257L256 159V157H254V159L253 160ZM145 160V159H144ZM255 160L253 161V163H255ZM28 162V165L27 166H25L24 164L22 165V163L23 162ZM108 162H109V160H107ZM134 161V160H133ZM136 161V160H135ZM140 161V160H139ZM138 161V162H139ZM146 161V160H145ZM237 161H236V163H237ZM241 161H240V163H241ZM246 161V160H245ZM98 162H101V161H98ZM102 163V162H101ZM100 163V164H101ZM142 163V162H141ZM147 163V162H146ZM235 165H237L235 162H233ZM246 163V162H245ZM256 163H258V161L256 162ZM255 163V165H257ZM260 163V162H259ZM106 164V163H105ZM109 164V163H108ZM124 164V165H123ZM134 164V163H133ZM138 164V163H137ZM140 164V163H139ZM144 163H142V165H143ZM242 164V163H241ZM249 165L251 164V163H248ZM99 165V164H98ZM123 165V166H122ZM136 165V164H135ZM231 166H232V164H230ZM252 165V167H253V164H251ZM261 165V164H260ZM260 165H258V166H260ZM263 166H264V164H262ZM20 166H24V167H22V169L23 168H25L26 170L25 171H21V172H32V175H31V178H30V181L29 182H26V181H23V180H21V178H20V176H19V173H21V172H19L18 173V170H17V167H20ZM133 166V165H132ZM96 167H98V166H96ZM101 167V166H100ZM111 167V166H110ZM138 166H136V170L138 171V170H140V169H138L137 168ZM140 167H141V165H140ZM148 167V166H147ZM31 168V169H30ZM102 168V167H101ZM104 168V167H103ZM146 168V167H145ZM150 168H151V166H150ZM150 168L148 169V171H150ZM159 168V167H158ZM246 168H247V164H246ZM248 168H249V166H248ZM260 168L261 169H263L264 167H261L260 166ZM134 169V168H133ZM250 169V168H249ZM261 169H259V168H257V167H255V168H251V170H249V171H251V174H253L252 176H255V177H257V182H258V185L259 184H263V186L261 185L260 187H262V188H264V170L262 171ZM96 170H97V168H96ZM104 170V169H103ZM103 170H101L102 172H103ZM231 170V169H230ZM100 170H99V168H98V170L96 171V172H99ZM125 171V172H124ZM136 171V172H137ZM201 171V170H200ZM218 171V170H217ZM95 172V171H94ZM95 172V173H96ZM107 172H108V169H107ZM124 172V173H123ZM134 172V171H133ZM136 172H134V173H136ZM151 172V171H150ZM210 171H208V173H209ZM211 172H213V171H211ZM216 171H214V173H215ZM230 172V171H229ZM229 172H226V175H227V173L229 174V175H227L226 177L224 176V178L223 177H221L222 175H220V173H222V172H220V173H218L219 175H220V177H217V178H215V179H213L212 180V182L210 183L211 184V186H223L224 184L225 185H227L226 186V188L224 189L223 188V190H222V192H220V190H219V197L217 198L218 200H217V202L220 200V202L223 204L222 206H224L225 208H226V211L229 209L230 210V206H232L233 207V209L237 206H240V205H236L238 202H236L234 205H236L235 207L233 206V205H231L232 203H234V202H232L233 200H235V198L234 197H236V196H233V194L234 193H238V191L237 192H234L235 190H233V188L236 186V184L238 183V181H239V179H237L236 178V176L234 175V173H229ZM101 172H99V174H100ZM112 173V172H111ZM110 173V174H111ZM139 173V172H138ZM152 173H154V172H152ZM151 173V174H152ZM213 173V175L215 176V174ZM98 174V173H97ZM109 174V175H110ZM104 175H105V173H104ZM103 175V177H105ZM106 175H108L107 173H106ZM108 175V176H109ZM117 175V176H118ZM138 175V174H137ZM141 175V174H140ZM139 175V176H140ZM148 175V174H147ZM146 175V176H147ZM154 175V174H153ZM223 175H224V173H223ZM138 176V177H139ZM210 176H212V175H209V177ZM95 177V176H94ZM102 177V178H103ZM143 177V176H142ZM150 177H151V175H150ZM205 177V176H204ZM93 178V179H92ZM111 178H112V176H111ZM153 178V177H152ZM211 178H214L213 176L211 177ZM114 180H115V178H113ZM136 179L138 180V178L136 177ZM102 180V179H101ZM141 180V179H140ZM148 180H149V178H148ZM95 181H97V184H95L94 182ZM104 181V180H103ZM107 181V183L109 182L108 180H106ZM143 181V180H142ZM158 181V180H157ZM207 181V180H206ZM105 182V181H104ZM111 182H112V180H111ZM111 182H109L110 183V187H111V184H115L114 182L113 183H111ZM144 182H146V181H144ZM106 183V184H107ZM117 183H118V181H117ZM116 183V184H117ZM129 183V182H128ZM206 183H208V182H206ZM70 184V185H69ZM104 184V183H103ZM210 184H209V186H210ZM105 185V184H104ZM121 185V184H120ZM205 185V184H204ZM224 185V186H225ZM69 186V187H68ZM109 186V185H108ZM117 186V188L119 189V187L120 186H118V185H116ZM126 186V185H125ZM206 186L208 187V184H206ZM213 186V187H214ZM87 187L90 189L91 187V189H92V192L93 193H89V194H87V192L88 191H91V190H86L87 189ZM126 187H128V186H126ZM164 187V186H163ZM109 188V187H108ZM108 188H106V189H108ZM204 188V187H203ZM97 189V190H96ZM219 189V188H218ZM221 189V188H220ZM105 190V189H104ZM205 190V189H204ZM216 190V189H215ZM233 190V191H232ZM14 191V190H13ZM21 191V190H20ZM87 191V192H86ZM120 191V190H119ZM119 191H117V192H119ZM167 191V190H166ZM213 191V190H212ZM3 192H5V190H3ZM2 192V193H3ZM39 192V191H38ZM42 192V191H41ZM209 192V191H208ZM232 192H234V193H232ZM242 192L244 193H241L242 195H243V199L242 198H240L241 200H243L242 201V207H240V208H242V211H241V214H240V216H243L245 219H246V221L244 222V226L246 227V224H249V225H251V220H252V218H255V217H258V221L256 220V222H259V223H257V225L255 224V227L253 228L254 229V234L256 233V235H257V233H258V236H257V239L259 240V245H260V247H261V249L263 250V252H264V189L263 190H260V191H258V192H250V194H247V192L246 191H243L242 190ZM7 193V192H6ZM43 193V192H42ZM100 194V195H99ZM124 194V195H123ZM200 194V193H199ZM206 194V193H205ZM216 194H218V193H216ZM239 194V193H238ZM238 194H237V196H238ZM103 195V196H102ZM240 195V194H239ZM0 196L1 197H4V199L6 200V198L8 197L7 195H2L1 193H0ZM151 196V195H150ZM157 196V195H156ZM241 196V195H240ZM240 196H238V200H240L239 199V197ZM169 197V196H168ZM234 198V199H233ZM237 198V197H236ZM251 198H253L254 199V201L255 202H258V204H257V209L255 210V211H252V207L250 208V206H252V204H251V202H252V199ZM233 199V200H232ZM7 200H9V199H7ZM43 202V201H42ZM41 202V203H42ZM48 202V201H47ZM64 202V203H63ZM33 203V202H32ZM63 203V206H62V208H60V206H61V204ZM213 203L215 204L216 202H214L213 201ZM30 204V203H29ZM28 204V205H29ZM126 204H127V206H126ZM239 204V203H238ZM37 205V204H36ZM217 205V204H216ZM221 205V204H220ZM73 206H76L77 208H78V210H79V214L77 213V214H72L73 212L71 211L72 210V208H73ZM214 206V205H213ZM23 207H26L25 209H27V206H23ZM29 207V206H28ZM31 207H33V206H31ZM35 207V206H34ZM38 207V206H37ZM50 207V208H51ZM170 207V206H169ZM236 207V208H237ZM20 208V207H19ZM39 208H42V207H40V205H39ZM55 208V209H54ZM224 208V209H225ZM239 208V207H238ZM237 208V209H238ZM239 208V209H240ZM54 209V211L52 212V210ZM219 209H220V206H219V208H218V212H219ZM50 210V209H49ZM169 210V209H168ZM18 211H20V210H18ZM42 211V210H41ZM74 211V210H73ZM76 211V210H75ZM74 211V212H75ZM175 211V210H174ZM221 211H222V209H221ZM220 211V212H221ZM231 211V210H230ZM230 211H228V212H230ZM234 211H235V209H234ZM237 211V210H236ZM22 212V211H21ZM35 212V211H34ZM47 212V211H46ZM217 212V211H216ZM217 212V216L218 217H220V215H218L219 213ZM238 212H240V211H238ZM255 212H256V214H255ZM49 213V212H48ZM173 213V212H172ZM225 213V212H224ZM231 213V212H230ZM230 213H227L228 215L230 214ZM253 213V214H252ZM38 214V213H37ZM222 215H223V213H222ZM255 215V216H254ZM32 216V215H31ZM252 216H254V217H252ZM7 217L8 216H4L3 215V213H2V210H0V224L1 223H5V219L7 220ZM222 217V216H221ZM220 217V218H221ZM224 217V216H223ZM225 217H228V216H226L225 215ZM224 217V218H225ZM62 218V219H63ZM94 218V219H93ZM52 219V218H51ZM60 219V218H59ZM97 220V224H94V222H93V220ZM9 220V219H8ZM18 220V219H17ZM79 220V219H78ZM223 220V219H222ZM10 221H12V219H10ZM63 221V220H62ZM82 221V222H83ZM225 221V220H224ZM223 221V222H224ZM253 221L254 220H252V223H253ZM246 222H248V223H246ZM10 223V222H9ZM11 223H15V222H11ZM63 223V222H62ZM79 223H81V222H79ZM173 223V222H172ZM235 223V222H234ZM166 224V223H165ZM168 224V223H167ZM169 224H171V223H169ZM168 224V225H169ZM242 225H243V223H241ZM9 225V224H8ZM7 225V226H8ZM168 225H165V228L164 229H166V232H167V234H166V236L169 238V239H172L173 237H172V235H170L171 233H169V232H171L170 230H169V228L170 227H168ZM239 226H240V224H238ZM12 227H13V225H11ZM77 226H76V228H77ZM171 226V225H170ZM252 226V225H251ZM240 228V231H241V229H242V227H239ZM247 228V227H246ZM245 228V229H246ZM248 228H250V226H248ZM79 228H77V231H79L78 230ZM244 229V228H243ZM244 229V230H245ZM81 230H83V229H81ZM244 230H242L243 232H244ZM248 230V229H247ZM247 230H246V232H247ZM241 231V232H242ZM13 232H14V230H13ZM37 232V231H36ZM80 232V231H79ZM82 232V231H81ZM80 232V233H81ZM248 232H249V230H248ZM78 233V232H77ZM250 233V235H251V231L249 232ZM94 234V232L92 233V235ZM165 234V233H164ZM243 234V233H242ZM242 234H240V235H242ZM245 234V233H244ZM80 235V234H79ZM246 235V234H245ZM249 235V234H248ZM247 235V236H248ZM256 235H255V238H256ZM162 236V235H161ZM254 236V235H253ZM172 237V238H171ZM68 238V239H69ZM78 238H79V236H78ZM80 238H82L81 237V235H80ZM79 238V239H80ZM162 238H163V236H162ZM164 238H166V237H164ZM254 238V239H255ZM168 239V241H171V240H169ZM66 240V239H65ZM83 240V239H82ZM81 239H80V241H82ZM166 240H167V238H166ZM257 240V241H258ZM5 241V240H4ZM174 241H175V239H174ZM174 241L172 242V244L174 245V244H176V242L174 243ZM195 241V240H194ZM6 242V241H5ZM97 242V241H96ZM181 242V241H180ZM188 242H190V241H188ZM81 243H83V246H84V249H85V251L87 250V251H89V252H91L92 254H94V255H98V252H97V250H95L89 243H87L86 241H82ZM98 243V242H97ZM96 243V244H97ZM169 243V242H168ZM177 243H179V242H177ZM196 243V242H195ZM194 243V244H195ZM199 243V242H198ZM10 244V243H9ZM8 244V245H9ZM62 244V243H61ZM171 244V242H170V246L172 245ZM63 245V244H62ZM172 245V246H173ZM176 245H178V244H176ZM173 246L174 248L175 247H177V246ZM183 245V244H182ZM196 245V244H195ZM194 245V246H195ZM198 245V244H197ZM196 245V246H197ZM200 245V244H199ZM179 246H181V243H180V245ZM178 246V248L180 249V247ZM184 246V245H183ZM192 246H193V244H192ZM194 246H193V248H194ZM204 246V245H203ZM208 247H209V245H207ZM172 247V248H173ZM187 247V246H186ZM198 247V246H197ZM200 247V246H199ZM198 247V248H199ZM205 248H206V246H204ZM203 247V248H204ZM22 248V247H21ZM181 248H182V246H181ZM188 248H189V246H188ZM205 248L203 249V251H205ZM207 249V248H206ZM23 250V249H22ZM195 250V252H196V250L197 249H194ZM194 250H191L190 249V251H194ZM200 250H202L201 249V247H200ZM200 250H199V252H200ZM208 250V249H207ZM174 251V250H173ZM178 252H176L175 254H179V256H181V249L180 250H177ZM164 252V251H163ZM183 252H186V251H184L183 250ZM208 252H211V250L210 251H208ZM207 251H206V253H208ZM16 253V252H15ZM174 253V252H173ZM198 253V252H197ZM6 254V253H5ZM87 254H89V253H87ZM107 254V253H106ZM192 254V255H191ZM191 256L190 257H192L193 256V252H191ZM205 254V252H203L202 253V255H204ZM171 256V254H168V256ZM174 255V254H173ZM176 255V256H177ZM183 255H187V254H183ZM182 255V256H183ZM208 255V254H207ZM16 256V255H15ZM175 256V255H174ZM174 256L172 257L171 256V259H170V261H171V263L170 264H172V262L174 263V264H177V263H175L174 262ZM194 256H196V255H194ZM198 256V255H197ZM212 256V255H211ZM9 257V256H8ZM11 257V256H10ZM178 257V256H177ZM187 256H185V258H186ZM209 257H210V255H209ZM217 257V256H216ZM184 257H180L179 259H175V260H177V262H178V260H181V259H183ZM193 258V257H192ZM212 258H213V256H212ZM219 258V257H218ZM217 258V259H218ZM221 258H222V256H221ZM220 258V259H221ZM33 259V258H32ZM164 259H166L165 261H164ZM172 259H173V261H172ZM201 259V258H200ZM204 258H203V256H202V259H201V261L203 260ZM210 259H211V257H210ZM210 259L208 260V262L210 261ZM220 259H219V263H220ZM224 259V258H223ZM223 259H221L222 261H223ZM34 260V259H33ZM188 259H185V261H187ZM193 260V259H192ZM194 260H195V258H194ZM197 261H200V260H198V259H196ZM205 260V262L207 261L206 259H204ZM204 260L201 262V263H203L204 262ZM224 260H226V258L224 259ZM228 260V259H227ZM68 261V262H67ZM181 261H184V260H181ZM216 260H215V257H214V261H210V262H215ZM229 261V260H228ZM1 262V261H0ZM30 262V261H29ZM188 262H191V261H189L188 260ZM204 262V263H205ZM210 262L208 263V264H210ZM178 263H182V262H178ZM184 263H186V262H184ZM216 263H218V262H216ZM218 263V264H219ZM224 263V262H223ZM222 263V264H223ZM225 263H227V261L225 262ZM229 263V262H228ZM227 263V264H228ZM187 264V263H186ZM190 264H192V263H190ZM194 264H196V263H194ZM197 264H199V263H197ZM205 264H207V263H205ZM212 264V263H211ZM233 264V263H232Z\"/></svg>", "mask_w": 264, "mask_h": 264}]
</instances>
